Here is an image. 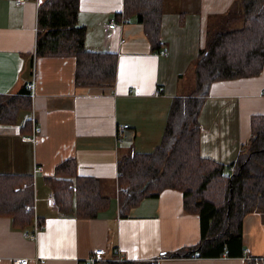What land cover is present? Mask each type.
I'll return each instance as SVG.
<instances>
[{"label": "crops", "instance_id": "crops-1", "mask_svg": "<svg viewBox=\"0 0 264 264\" xmlns=\"http://www.w3.org/2000/svg\"><path fill=\"white\" fill-rule=\"evenodd\" d=\"M240 1L165 0L164 55L152 50L135 18H117L124 0H80L78 23L87 29L86 49L118 56L113 86H82L76 84L74 54L35 55L40 0H0V95H26V90L32 99L16 122L0 123V175L27 177L33 194L29 224L0 215V264L16 258L28 264H88L96 249H104V260H153L199 242L200 217L185 211L177 189L145 198L122 216L118 163L126 154L150 152L160 143L172 100L193 92L198 51L228 13L236 9L240 20ZM115 17L112 31L109 22ZM183 61L190 67L179 68ZM257 114H264V73L213 83L199 116L201 154L226 164L236 161ZM27 117L31 124L25 123ZM68 159L76 160L80 175L99 178L110 200L96 218L65 213L56 204L47 180ZM37 224L43 228L32 237ZM244 244L246 257L264 258V211L245 218ZM193 255L159 264L246 260Z\"/></svg>", "mask_w": 264, "mask_h": 264}, {"label": "trees", "instance_id": "trees-1", "mask_svg": "<svg viewBox=\"0 0 264 264\" xmlns=\"http://www.w3.org/2000/svg\"><path fill=\"white\" fill-rule=\"evenodd\" d=\"M164 1L124 0V9L117 15L120 20L135 18L141 23L155 52L163 48ZM240 9V20L228 13L221 28L213 29L206 47L198 51L193 92L172 100L160 143L150 152L126 154L118 163L122 216L145 198L177 189L183 193L185 211L200 217L199 242L163 252L153 260L107 259L98 264H159L161 259L193 254L245 257V264H264V258L246 257L244 244L245 218L253 211H264V114L251 117L250 136L236 161L226 164L200 151L199 116L213 83L264 73V0H241ZM79 10L80 0H40L35 55L74 54L76 84L113 86L117 53L86 49L87 29L78 23ZM232 23L236 28H228ZM23 93L27 94L0 95V123H14L30 109L32 99L28 91ZM25 123L31 124L32 119L25 118ZM27 179L0 175V215H11L21 225L32 220V211L27 210L33 201L32 184ZM47 182L59 209L80 218H96L110 201L102 194L99 178L78 173L75 159L58 165Z\"/></svg>", "mask_w": 264, "mask_h": 264}, {"label": "built area", "instance_id": "built-area-1", "mask_svg": "<svg viewBox=\"0 0 264 264\" xmlns=\"http://www.w3.org/2000/svg\"><path fill=\"white\" fill-rule=\"evenodd\" d=\"M20 1H24V0H20ZM118 25V21L116 18H112L109 22V29H111L112 31L115 30L117 28ZM161 52L164 55L168 54V50L166 48H164L163 50H161ZM30 86H33V82L30 84ZM128 125H126L125 127L127 128ZM28 136V135H25ZM26 139H30V137H25ZM121 140V139H120ZM38 170H41L40 167H38ZM43 228L42 224H37L35 226L34 231L31 233L32 237H35L37 235V233ZM105 251L104 249H96L94 254L88 259V264H98L99 262L103 261V255H104ZM192 257H196V255H192ZM117 260H121V258H117ZM29 260L25 259V258H16L12 264H28Z\"/></svg>", "mask_w": 264, "mask_h": 264}, {"label": "rangeland", "instance_id": "rangeland-1", "mask_svg": "<svg viewBox=\"0 0 264 264\" xmlns=\"http://www.w3.org/2000/svg\"><path fill=\"white\" fill-rule=\"evenodd\" d=\"M241 2V1H240ZM236 9L234 10V11H232L231 13H230V17L232 18V19H234V18H236ZM178 19V21H180V18H178V17H176V18H174L173 19V22L176 24V20ZM228 28H236V24L235 23H232V26H228ZM182 32V31H181ZM188 67H190V63H189V61H183L182 63H180V65H179V68H181V69H184V68H188ZM195 75V74H194ZM187 76V78L190 80V74H187L186 75ZM192 78H194L193 77V73H192V76H191ZM166 118V117H165ZM118 186H119V183H118ZM104 260V259H103Z\"/></svg>", "mask_w": 264, "mask_h": 264}, {"label": "bare ground", "instance_id": "bare-ground-1", "mask_svg": "<svg viewBox=\"0 0 264 264\" xmlns=\"http://www.w3.org/2000/svg\"><path fill=\"white\" fill-rule=\"evenodd\" d=\"M152 259V258H151Z\"/></svg>", "mask_w": 264, "mask_h": 264}]
</instances>
